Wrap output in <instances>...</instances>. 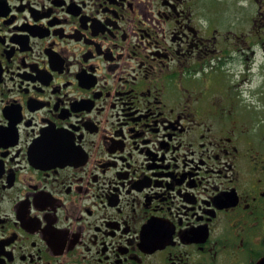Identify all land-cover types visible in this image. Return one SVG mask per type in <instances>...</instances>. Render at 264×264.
<instances>
[{
    "label": "flooded vegetation",
    "instance_id": "1",
    "mask_svg": "<svg viewBox=\"0 0 264 264\" xmlns=\"http://www.w3.org/2000/svg\"><path fill=\"white\" fill-rule=\"evenodd\" d=\"M0 0V264H264V0Z\"/></svg>",
    "mask_w": 264,
    "mask_h": 264
},
{
    "label": "rangeland",
    "instance_id": "2",
    "mask_svg": "<svg viewBox=\"0 0 264 264\" xmlns=\"http://www.w3.org/2000/svg\"><path fill=\"white\" fill-rule=\"evenodd\" d=\"M218 0H211V2L213 3L212 7H210L211 11L213 12H219L221 9L218 8L217 2Z\"/></svg>",
    "mask_w": 264,
    "mask_h": 264
}]
</instances>
